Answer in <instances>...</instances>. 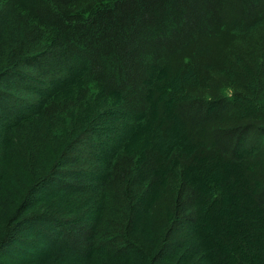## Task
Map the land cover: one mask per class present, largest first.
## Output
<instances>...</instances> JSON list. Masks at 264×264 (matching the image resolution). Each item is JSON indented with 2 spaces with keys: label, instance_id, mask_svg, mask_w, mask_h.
I'll use <instances>...</instances> for the list:
<instances>
[{
  "label": "trees",
  "instance_id": "obj_1",
  "mask_svg": "<svg viewBox=\"0 0 264 264\" xmlns=\"http://www.w3.org/2000/svg\"><path fill=\"white\" fill-rule=\"evenodd\" d=\"M252 39L264 46V0H0V264L19 256L13 217L46 209L58 191L89 193L90 172L106 205L98 216L83 225L34 214L25 231L39 246L18 260L191 264L205 241L218 262L261 257L264 97L253 52L241 47ZM225 81L242 92L225 98ZM96 99L129 124L110 134L101 174L92 153L73 149L88 127L66 115ZM29 191L40 204L21 203ZM234 202V215L222 211ZM203 222L210 231L196 243Z\"/></svg>",
  "mask_w": 264,
  "mask_h": 264
},
{
  "label": "rangeland",
  "instance_id": "obj_2",
  "mask_svg": "<svg viewBox=\"0 0 264 264\" xmlns=\"http://www.w3.org/2000/svg\"><path fill=\"white\" fill-rule=\"evenodd\" d=\"M259 40H255L252 39L250 41V43H243L241 44L242 49H250L253 52V57L254 60L257 61L258 65V71L256 73V78H254V83L256 85V89H257V94L260 96L264 97V49L260 50L259 48L262 47L264 48L262 43H259ZM262 58V59H261ZM255 65V64H253ZM256 67V66H255ZM219 75L216 73L215 74V78H218ZM252 80L251 77H248ZM220 90H219V94H224V95H232V94H240L242 92V88L240 87V84H234L231 85L228 82H224L221 83L220 86ZM33 96H35L34 93H28L27 95H25V97L27 98H33ZM102 104V105H101ZM77 102L72 103V107L71 110L69 112V114H66L67 116H72V120L75 121H80L77 122L81 127H88L87 131L86 130V135L84 136L83 139H81V141L76 144L73 149L75 150L76 155H81V156H86L89 153H92V157L97 161V164H95L96 166L94 167L96 170L99 171V173H103L105 171V162H106V149L111 147L114 143H115V137L112 134H118L120 136V134H124L125 131L128 130L127 126H129L128 124V118L126 119L125 117H118L119 115H117V111L113 110V111H108L105 110L106 109V103L104 104L101 100L97 101L93 100L92 102H90L88 105L84 106V104L82 105V108L84 109V113L83 115L79 116L76 113L77 111ZM101 105V106H100ZM88 106L92 107L90 110L91 112L89 113L88 111V115L87 112L85 110V107L88 108ZM100 106V108H98ZM101 111H107V119L106 117H101L102 120L101 121H95L96 119H98L100 116H98V114L101 113ZM87 115V116H86ZM86 116V117H85ZM98 116V117H97ZM85 117V118H84ZM126 117H128L126 115ZM66 118V116H65ZM68 120V118H66ZM0 122H1V117H0ZM82 122V123H81ZM95 122V126L90 128ZM92 123V125L90 126V124ZM63 124H60L59 126H62ZM90 126V127H89ZM61 128L58 127V131ZM63 131V130H62ZM116 132V133H115ZM7 137L8 134L7 132L4 133H0V145H4L7 143ZM1 148V146H0ZM1 150V149H0ZM262 150H259V153H261ZM264 153V151L262 152ZM256 154V155H258ZM59 162H62V159L59 160ZM2 169V167H0V170ZM59 176V175H58ZM60 177V176H59ZM90 177L89 178V183L91 186V191L89 193H85L82 195H74V194H63L60 193L59 191L56 192V196H52L49 199H46L45 202L43 203V206H46V209H39L36 210V206L41 202L42 200H37L36 199V203L35 201H31L33 198L37 197H41L42 194H40L38 196L37 193H43L44 191H42V189L37 190L36 192L29 191L27 192L24 197L22 198V200L20 199L21 203H31L32 206H35L32 210L29 211H25L23 214H19L21 213V210H19L20 212L18 213V215H15L13 217V219L10 221V225L17 226V231L15 232V237L18 238L16 239L15 237L11 238V242H13L12 244H10V240L6 241L7 244L9 245V248L15 247V252L19 253V256H16L15 254L13 256H11V258L14 259V264L20 263V264H30L31 260H23V262L21 260H18V257L23 256L22 253L20 252H28L31 253V244H36L39 246V239L36 238L33 235H28V233L25 231V226L27 223H24L25 220L31 216L38 215L41 214L42 212L45 213H49L50 215H54L57 214L56 216L58 217L57 219H59L60 221H65V219L69 218V219H73L77 224H88L89 223V217L93 214H95L98 216L99 213V208H104L106 205H103L104 203V197L102 195V191L100 190V188L98 187V184L92 183L94 181L93 178V173L90 172ZM210 186V181L209 180H204L203 184H202V190H206L208 189V187ZM209 190V189H208ZM228 192H230V190L226 189ZM42 199V198H41ZM38 201V202H37ZM238 202H234L232 205L233 206H224L221 207V209H223L222 211L225 210V212L227 213V215L231 216V214L234 215V207H237ZM30 205V204H29ZM233 210V211H231ZM134 211V210H133ZM101 214H103L101 212ZM2 216V213H1ZM84 216H88L87 218H84ZM3 217V216H2ZM18 217V218H17ZM17 218V220H16ZM154 218H156V216H154ZM241 218H243L242 216L237 217V220H239L240 222L243 221ZM16 220V222H14ZM31 224V223H30ZM35 224V223H34ZM229 224L231 225V222H229ZM38 225V224H37ZM201 225V226H200ZM200 230L199 231H195V234L193 235V241L196 243L202 242L203 241V237H206V235L209 233L210 231V227L206 225V223L203 222V225L200 224ZM4 227H8L10 228L11 226H4ZM13 227V226H12ZM2 226H0V239L3 237L5 238V232H2ZM138 228V227H137ZM135 229V228H134ZM137 232L141 233L144 232V230H146L145 228L137 230L135 229ZM133 231V232H136ZM147 231V230H146ZM132 232V233H133ZM192 232V231H191ZM5 235V237H4ZM242 235V234H241ZM239 235V237L241 236ZM176 236V233H174L173 230V235L170 239V242L172 241V239L174 240V237ZM243 236V235H242ZM20 240V241H19ZM203 244V243H202ZM264 244V236H263V243L260 246H263ZM19 248V249H18ZM264 248V247H262ZM4 250L6 249V247L3 248ZM13 249V248H12ZM11 249V250H12ZM228 250V249H227ZM225 253L226 251L223 250ZM33 253V252H32ZM27 254V253H26ZM196 254L197 257L194 256L190 259L191 264H236V261H234V259H229L226 258L225 261H220L218 262L217 257H216V252H214L212 250V244L210 245V243L205 241V244L201 245L198 249H196ZM245 254V252H244ZM242 256H244L243 254H241ZM250 257L247 256V254H245V258L243 259V263L240 264H244V263H248V260L251 259L254 264H258V260L259 264L262 263V260L264 261V254L263 252H261V257L256 255V251L252 250V253L250 252ZM186 258V257H185ZM183 260V264H189V261H187V259ZM39 260H43L42 257H39L37 259H35L32 264H39ZM52 260L55 259H48L45 261L46 264H77L76 261L73 262L74 259L70 258H66L62 260H56V262H52ZM223 260V259H222ZM30 261V262H29ZM186 261V262H185ZM1 263H6V262H2L0 259ZM175 260L172 261V264H175ZM9 263H13V262H9ZM43 264V263H41ZM113 264H117V263H113ZM120 264V263H118ZM166 264V263H165Z\"/></svg>",
  "mask_w": 264,
  "mask_h": 264
},
{
  "label": "clouds",
  "instance_id": "obj_3",
  "mask_svg": "<svg viewBox=\"0 0 264 264\" xmlns=\"http://www.w3.org/2000/svg\"><path fill=\"white\" fill-rule=\"evenodd\" d=\"M222 95H223V93H222ZM225 98L231 99V96L230 95H225Z\"/></svg>",
  "mask_w": 264,
  "mask_h": 264
}]
</instances>
